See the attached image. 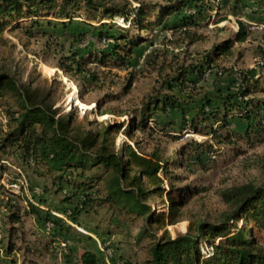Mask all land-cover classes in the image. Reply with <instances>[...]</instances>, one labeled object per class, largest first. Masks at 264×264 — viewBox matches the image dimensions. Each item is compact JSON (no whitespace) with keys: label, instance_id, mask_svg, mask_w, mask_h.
Returning a JSON list of instances; mask_svg holds the SVG:
<instances>
[{"label":"trees","instance_id":"obj_1","mask_svg":"<svg viewBox=\"0 0 264 264\" xmlns=\"http://www.w3.org/2000/svg\"><path fill=\"white\" fill-rule=\"evenodd\" d=\"M221 1L233 9L248 6L243 0ZM138 3L134 7L129 1L116 4L113 0H0V38L13 22H17L16 28L21 27V19H29V33L49 34L57 27L67 30L74 18L80 17L85 19L80 24L97 30L101 40L115 42L111 52H96L92 57L99 65L112 63L119 67L126 65L135 49L150 42L155 28L184 29L190 36L192 28L211 17L212 4L208 0ZM258 4V9L264 11V0H258ZM186 8L195 12L185 14ZM131 16L134 18L130 28L114 22L115 19L127 22ZM95 22L100 26L92 25ZM132 29L136 33L128 36ZM141 33L148 36L142 38ZM79 36L84 38L86 33ZM247 37L242 24L234 39L214 45L202 62L180 70L182 74L173 79L177 82H169L170 89L187 81L195 90L218 57L231 53L233 44L243 43ZM261 59L255 68L224 73L236 75L237 92L216 88L191 102L182 101L172 93H159L143 103L138 118L130 125L106 123L97 131L77 124L72 115H61L48 102L50 96L42 86L32 88L12 75L0 73V108L4 109L6 118L0 124V181L7 175V181L21 185L20 192H23L24 177L32 194V199L22 197L24 207L17 203L3 205L1 213L5 216L1 225L5 232L0 237V264H21L20 261L39 264L40 260L55 264L59 255L67 264H72V259L73 264H101L98 255L85 247L73 258L69 247L71 238L82 237L75 230V226H83L82 217L101 212L105 214L110 233L113 229L137 245L145 246L144 264H264V187L248 184L231 188L223 194L232 206L224 220L199 222L173 237L165 228L176 223L174 217L180 206L174 198L172 184L167 185L172 178L181 179L170 174L176 164L171 157H161L158 150L150 154L139 152L135 147L138 143L133 141L135 129L149 128L173 139L187 131L214 140L223 137L221 133L226 130L247 142H264V50H261ZM84 61L81 56L76 66L80 69ZM59 67L71 71L69 65ZM236 123L245 124V129L237 130ZM120 133L135 146L129 142L119 145ZM213 153L209 140L194 141L187 149L180 150L181 160L177 165L184 170L191 162L205 165ZM11 165L19 171L9 174ZM31 176L42 181L38 196ZM10 192L11 197L18 198ZM153 196L162 201L166 197L171 203L170 212L156 214ZM56 197H61L58 203L51 204L49 199ZM27 220L35 226L30 233L25 231ZM159 230L164 232L159 235ZM80 242H76L78 247ZM203 243L212 248L210 255L203 254Z\"/></svg>","mask_w":264,"mask_h":264},{"label":"rangeland","instance_id":"obj_2","mask_svg":"<svg viewBox=\"0 0 264 264\" xmlns=\"http://www.w3.org/2000/svg\"><path fill=\"white\" fill-rule=\"evenodd\" d=\"M126 1L138 7L139 1L155 5L175 0H113L116 4H124ZM243 1L248 6L233 9L232 5H223L221 0H208L212 4L209 13L211 17L192 28L190 36L184 29L173 31L155 28L150 42L135 49L126 65L119 67L112 63L99 65L92 57L96 52H111L115 42L112 39L101 40L97 30L80 24L85 22L84 18L75 17L74 23L67 30L57 27L49 34L37 31L29 33V19H21V27L16 28L17 22H13L0 38V73L12 75L20 83L31 84L32 88L42 86L44 93L50 96L48 102H52L61 115H72L77 124L88 130L97 131L102 125L114 122H125L127 126L138 118V110L143 103L159 93H172L182 101L191 102L216 88L238 91L236 75L224 73L228 70L239 73L257 67L262 60L261 50H264V11L258 9V0ZM194 12L191 8L184 9L185 14ZM133 18L131 16L127 22L115 19L114 22L123 28H130ZM242 24L248 32L246 41L234 43L231 53L220 55L212 70H206L195 90L187 81L185 85L181 81L180 85L170 89L169 82H177L173 79L182 74L179 73L180 70L202 62V58L214 45L234 39ZM92 25L100 26V23ZM84 32L86 36L80 37L79 33ZM135 33L136 30L132 29L128 36ZM141 36L146 38L148 35L141 33ZM81 56L85 61L79 69L76 60ZM62 65H69L71 71L61 70L59 66ZM130 80L131 85H128ZM3 111L0 108V124L6 121ZM236 125L239 131L246 127L245 124ZM150 126H153V122H150ZM221 134L225 139L221 137L211 140L210 137L186 131L178 133L181 135L178 139H173L162 133L152 132L149 128L146 131L135 129L133 141L138 143L137 146L122 133L118 135L119 145L129 142L139 152L150 154L158 150L161 157H171L174 160L176 165L170 169V174L178 175L181 179L172 178L166 183L172 184L175 189L174 198L180 202V206L174 217L176 223L168 224L165 228L173 237L179 232L194 228L199 222L217 223L224 220L230 214L232 206L227 203L223 194L231 188L248 184L264 187V142H247L226 130ZM206 140L213 145L214 153L210 160H205V165L191 162L186 170L178 167L180 150L187 149L194 141L201 143ZM10 170L9 174L18 172L19 168L11 165ZM31 178L36 188L35 195L38 196V186H42V181L33 176ZM7 179L5 175L4 180L0 181V186L3 187L0 190V237L5 232L1 225L5 216V213H1L3 205L17 203L24 207L25 200L22 197L32 199L26 178H22L23 192H20L21 185L17 184L13 188L14 184H10ZM178 189L185 190L179 193ZM10 191L18 198L11 197ZM59 198L61 197L50 198L49 201L57 204ZM151 201L156 214L170 212L171 203L166 197L162 201L153 196ZM81 221L83 226H75V230L82 236L81 245L77 246L76 242L80 240L76 237L70 239L69 247L73 250L70 251L73 258L85 247L98 255L101 264H144L147 253L145 246L137 245L134 240L113 229L110 233L104 212L84 216ZM25 224V231L28 233L35 227L30 220ZM240 224L239 222V226ZM138 225L140 226V222ZM158 232L161 235L164 230ZM201 245L203 254L210 255L212 248L207 243ZM54 263L67 264L62 255L56 257ZM39 264L47 263L40 260Z\"/></svg>","mask_w":264,"mask_h":264},{"label":"built area","instance_id":"obj_3","mask_svg":"<svg viewBox=\"0 0 264 264\" xmlns=\"http://www.w3.org/2000/svg\"><path fill=\"white\" fill-rule=\"evenodd\" d=\"M13 188L17 187V184L12 185ZM111 256V253L109 254Z\"/></svg>","mask_w":264,"mask_h":264}]
</instances>
